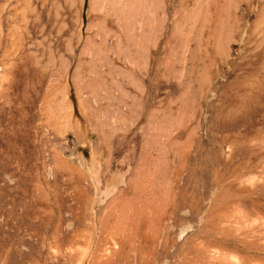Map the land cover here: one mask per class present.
I'll list each match as a JSON object with an SVG mask.
<instances>
[{"label":"rangeland","instance_id":"rangeland-1","mask_svg":"<svg viewBox=\"0 0 264 264\" xmlns=\"http://www.w3.org/2000/svg\"><path fill=\"white\" fill-rule=\"evenodd\" d=\"M112 1L0 0V264H264V0Z\"/></svg>","mask_w":264,"mask_h":264},{"label":"bare ground","instance_id":"bare-ground-1","mask_svg":"<svg viewBox=\"0 0 264 264\" xmlns=\"http://www.w3.org/2000/svg\"><path fill=\"white\" fill-rule=\"evenodd\" d=\"M129 1V0H128ZM127 1V2H128ZM133 1V0H132ZM111 2L113 3V1L111 0ZM130 2V1H129ZM136 2V7H137V9L139 8V4H141L142 3V0H134V3ZM109 4V3H108ZM114 4H115V2H114ZM110 5H111V3H110ZM113 5V4H112ZM131 6H132V4H131ZM108 7V6H107ZM110 7V6H109ZM108 7V8H109ZM117 7V6H116ZM127 7V6H126ZM133 7V6H132ZM141 7V6H140ZM115 8V7H114ZM120 8H118L117 10H119ZM109 10H110V8H109ZM131 11V10H130ZM129 11V12H130ZM118 12V11H117ZM111 13H112V11H111ZM109 15H111L110 13H108ZM125 14H126V12H125ZM114 15H116L115 14V12H114ZM126 16H128V15H126ZM116 17V16H115ZM122 17V16H121ZM129 17V16H128ZM103 22V21H102ZM108 22V21H107ZM106 23V22H105ZM105 26H107V25H105ZM130 26V25H129ZM105 28V27H104ZM107 28V27H106ZM112 28V27H111ZM103 29V28H102ZM115 29H116V27H115ZM114 29V30H115ZM104 31H105V29H104ZM104 31H103V33H104ZM117 33V32H116ZM111 34V33H110ZM118 34V33H117ZM116 34V35H117ZM100 35V34H99ZM98 35V36H99ZM104 35H105V33H104ZM115 35V36H116ZM118 36V35H117ZM133 37V36H132ZM103 39V38H102ZM107 39V38H106ZM105 39V40H106ZM109 40V39H108ZM102 42V41H101ZM104 43V42H103ZM109 43V42H108ZM107 42L105 43L106 44V46H107V44H108ZM120 42H116V43H114V46L113 47H109V48H106V51L108 52V50L109 51H111V50H115L116 49V51H118V52H120L119 51V49H120ZM99 46V45H98ZM102 46V45H101ZM97 49H100V48H97ZM104 49V48H103ZM101 50V49H100ZM100 50H98V51H100ZM97 52V51H96ZM51 54V53H50ZM97 54V53H96ZM103 54V53H102ZM107 54V53H106ZM83 55V54H82ZM93 55V54H92ZM91 55V56H92ZM54 56V55H53ZM59 58V57H58ZM107 58V57H106ZM98 59H101V57H99ZM103 59V58H102ZM105 59V58H104ZM56 61H57V59H56ZM105 61H107V60H105ZM58 62H59V59H58ZM69 62V61H68ZM56 65V64H55ZM10 66H11V64H10ZM65 66V65H64ZM113 65H111V66H109L110 68L112 67ZM60 67V66H59ZM66 67V66H65ZM64 67V68H65ZM71 67V66H70ZM8 68V67H7ZM45 68H46V66H41L39 69H38V74L40 75V78L42 77V75H43V72L45 71ZM4 69V68H3ZM9 70V69H8ZM16 70V69H15ZM62 70V69H61ZM10 71V70H9ZM18 71V70H17ZM13 72V71H12ZM27 72V71H26ZM50 72H52V71H50ZM63 72H64V69H63ZM19 73H20V71H19ZM53 73V72H52ZM56 73H58V72H56ZM18 74V73H17ZM46 74V73H45ZM65 74V73H64ZM9 75V74H8ZM14 76H17V75H14ZM20 76V75H19ZM28 76V75H27ZM10 78V77H9ZM12 78V77H11ZM0 79H3V77L2 78H0ZM13 79V78H12ZM10 80V79H9ZM16 80V79H15ZM49 80V79H48ZM52 81V80H51ZM3 82H4V80H3ZM33 82V81H32ZM57 82H58V80L56 79L55 80V83H56V85H58L57 84ZM51 83V82H50ZM2 85V84H1ZM52 85V84H51ZM55 85V86H56ZM48 86H49V84H48ZM48 88V87H47ZM59 88V87H58ZM66 88V87H65ZM48 89H50V88H48ZM12 90H14V88L12 89ZM51 90V89H50ZM49 90V91H50ZM59 90H60V88H59ZM68 90V89H67ZM14 92H15V90H14ZM47 92H48V90H47ZM10 93V92H9ZM57 94H58V91H57V89L55 90V89H53V96H52V102H51V104H50V106L49 107H51L52 106V110H50L51 112H52V115H51V117H52V119H53V122H54V124H56V125H58V109L60 108L59 107V102L57 101ZM51 95V94H50ZM8 96V95H7ZM59 96V95H58ZM59 99V98H58ZM66 100V99H65ZM61 101V100H60ZM11 102V101H10ZM65 103H67V102H65ZM61 104V103H60ZM8 105V104H7ZM11 105V104H10ZM11 107V106H10ZM14 107V106H13ZM59 107V108H58ZM12 109V108H11ZM66 111V110H65ZM20 115H23V113L21 114V112H18ZM15 120H16V114L14 115L13 114V112L12 113H8L7 111H6V108L5 107H1L0 106V147H2V148H4V147H8L9 145H15L14 144V141H13V138L11 137V131H12V128H11V126H13V124L15 123ZM21 120H23V119H21ZM25 121V120H24ZM34 122V121H33ZM32 122V123H33ZM29 123H30V121H29ZM27 124V123H26ZM33 125V124H32ZM28 126V125H27ZM29 127V126H28ZM30 129H31V126H30ZM18 130V129H17ZM28 131V130H27ZM30 131V130H29ZM16 132V131H15ZM28 133H30V132H28ZM19 137V136H18ZM26 140V139H25ZM15 146H17V145H15ZM14 146V147H15ZM9 150V149H8ZM113 222V221H112ZM116 224V223H115ZM120 225V224H119ZM114 226V225H113ZM135 240V239H134ZM125 250V249H124ZM141 252V251H140ZM125 255V254H124ZM126 256V255H125ZM128 256V255H127ZM125 258V257H124ZM82 261L83 260H80V262L78 263V264H82ZM102 261V260H101ZM107 262V261H106ZM89 264H104V263H94L93 261H91Z\"/></svg>","mask_w":264,"mask_h":264}]
</instances>
